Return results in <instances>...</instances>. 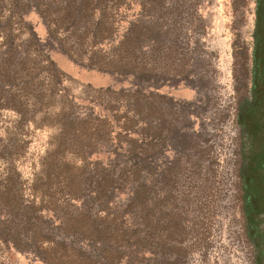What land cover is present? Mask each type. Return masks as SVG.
<instances>
[{"label":"trees","instance_id":"1","mask_svg":"<svg viewBox=\"0 0 264 264\" xmlns=\"http://www.w3.org/2000/svg\"><path fill=\"white\" fill-rule=\"evenodd\" d=\"M197 2L0 0V114L14 117L0 145L1 245L47 264H171L161 260L159 242L146 245L145 234L162 227V202H151L146 189V120L156 108L142 87L189 78L182 71L189 53L180 70L176 57L188 36L183 25L198 18ZM32 10L47 26L46 43L25 19ZM187 42L183 51L191 52ZM52 45L139 87L84 86L74 94L73 79L51 59ZM160 129L152 128L156 136ZM29 130L52 135L38 171L23 180L20 137ZM174 217L168 231L178 225Z\"/></svg>","mask_w":264,"mask_h":264},{"label":"rangeland","instance_id":"2","mask_svg":"<svg viewBox=\"0 0 264 264\" xmlns=\"http://www.w3.org/2000/svg\"><path fill=\"white\" fill-rule=\"evenodd\" d=\"M197 1L198 18L183 25L188 36L184 34L176 57L180 70L184 54L189 53L182 70L189 78L158 86L147 82L142 87L148 106L156 108L146 122L161 128L158 136L151 128L146 137V189L151 202H162V227L145 234L151 241L146 245L159 242L164 263L250 264L253 243L240 198L236 110L252 84L257 0ZM25 19L46 43L49 32L40 15L32 10ZM187 40L191 52L183 51ZM49 54L56 67L73 79L74 94L84 86L116 91L139 87L133 78L84 66L56 46ZM13 118L0 114V145ZM29 131V136L20 137L25 146L18 163L23 180L38 171L35 167L52 135ZM3 169L0 162V174ZM170 214L178 223L173 231L167 228ZM56 233L64 238L63 232L57 229ZM0 264L47 263L0 244Z\"/></svg>","mask_w":264,"mask_h":264},{"label":"flooded vegetation","instance_id":"3","mask_svg":"<svg viewBox=\"0 0 264 264\" xmlns=\"http://www.w3.org/2000/svg\"><path fill=\"white\" fill-rule=\"evenodd\" d=\"M257 29L259 60L257 63L254 60L252 84L236 110L240 198L253 243L249 250L250 264H264V0H257Z\"/></svg>","mask_w":264,"mask_h":264},{"label":"water","instance_id":"4","mask_svg":"<svg viewBox=\"0 0 264 264\" xmlns=\"http://www.w3.org/2000/svg\"><path fill=\"white\" fill-rule=\"evenodd\" d=\"M260 17V14H258V18ZM259 20H260V18H259ZM260 32H259V30L257 29L256 30V34H259ZM259 53H258V46H257V44H256V47H255V54H254V58H255V61H256V63L258 62V60H259V55H258Z\"/></svg>","mask_w":264,"mask_h":264}]
</instances>
